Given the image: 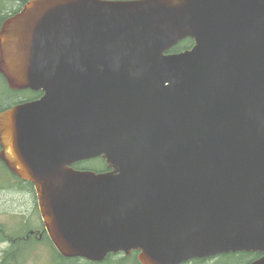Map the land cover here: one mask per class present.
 Masks as SVG:
<instances>
[{"label":"water","instance_id":"95a60500","mask_svg":"<svg viewBox=\"0 0 264 264\" xmlns=\"http://www.w3.org/2000/svg\"><path fill=\"white\" fill-rule=\"evenodd\" d=\"M0 72L44 91L0 116V141L60 254L264 253V0H29Z\"/></svg>","mask_w":264,"mask_h":264},{"label":"rangeland","instance_id":"374dc122","mask_svg":"<svg viewBox=\"0 0 264 264\" xmlns=\"http://www.w3.org/2000/svg\"><path fill=\"white\" fill-rule=\"evenodd\" d=\"M0 3H3L0 1ZM3 9L5 6L0 5ZM1 79H0V92H1ZM1 97V95H0ZM11 99H6L5 102L9 103ZM101 160L84 161L81 163L82 168L87 169H102ZM31 186L25 183H21L16 179L12 178L5 171V169L0 167V261L3 258V251L7 249L8 243L4 239L16 240L20 237H23L30 230H38L37 226H41L36 218V212L34 208L31 207L33 195L30 192ZM37 216H40L37 212ZM37 241V248L33 247L26 253L25 262H21L20 253L22 247H12V249L7 253L3 258L0 264H88L84 260L76 261L70 260L68 263H59L54 248L50 245L49 240L44 236L41 241ZM21 240L12 241V243H21L24 245V242ZM32 243V242H29ZM16 249H19V252H16L15 255H19L20 261L18 262L13 256L12 252ZM121 256V255H119ZM119 257L114 258L113 261H103L98 264H136L133 258H129L124 262L117 261ZM231 258H238L233 256L230 258L223 259L219 257L217 259H209L201 264H221L224 261H228V264H234L235 261L229 260ZM241 258L236 260V263L240 262ZM185 264H195V261H191Z\"/></svg>","mask_w":264,"mask_h":264},{"label":"flooded vegetation","instance_id":"af4514ba","mask_svg":"<svg viewBox=\"0 0 264 264\" xmlns=\"http://www.w3.org/2000/svg\"><path fill=\"white\" fill-rule=\"evenodd\" d=\"M7 89L9 90V99H11V101L9 103H5L3 105H0V116L2 115V113L7 112L13 108H15L18 105L27 103L31 100H35L36 98L38 99V97L40 98L43 93L42 91L39 90L35 91L32 89H14L12 87H10L9 84H7ZM35 91V92H32ZM2 120H0V135L2 132V129H4L3 126H1ZM4 146L3 144L0 143V167L5 169L6 172L10 173L11 175V181H12V175H16V173H14V170L10 167V164H8L3 157V152H4ZM12 173V174H11ZM30 192L33 195V199H32V203H31V207L34 208V212H36V207L38 205L37 202V195L35 192L34 187L31 186ZM39 228V227H38ZM44 237V229L40 228L38 230H30L28 233H26L25 236L20 237L16 240H12V239H6L5 241L9 242L8 243V247L7 249H5L3 251V258L7 255V253L12 249V247H22V251L20 253V259L21 262H25L26 260V253L33 247L37 248V241L35 239H37L38 241H41ZM21 240L20 242H24V245L21 243H12V241H17ZM32 242V243H29ZM16 252H19V249H16L15 251H13L11 254L12 256L19 262V255H15ZM262 255H264L263 253H257L256 256L257 258L261 257ZM3 258L1 259V261L3 260ZM256 258V259H257ZM217 259V258H215ZM0 261V262H1Z\"/></svg>","mask_w":264,"mask_h":264},{"label":"trees","instance_id":"16d2710c","mask_svg":"<svg viewBox=\"0 0 264 264\" xmlns=\"http://www.w3.org/2000/svg\"><path fill=\"white\" fill-rule=\"evenodd\" d=\"M18 1L20 2V4H23L27 0H18ZM192 45H193V40L188 38V39L182 41L175 49H173V51H181V50L189 49ZM104 165H105V163H104ZM115 257H116V255L110 254V255L107 256L106 261H113ZM242 257H251L250 258V260H251L253 258V254H241L239 256V258H242ZM129 258H133V260H134V262L136 264H140L139 261L137 260L136 253H133L132 255H129V256L121 255V257H119L117 261L124 262V261L128 260ZM70 259L71 260L73 259V260H76V261H81V260L83 261L84 260V259H81V258H70ZM63 260L65 261V259H63ZM84 261L86 263H88V264H98L97 262L86 261V260H84ZM194 261H195V264H201L202 263L201 262L202 260H194ZM223 264H228V261H224Z\"/></svg>","mask_w":264,"mask_h":264},{"label":"bare ground","instance_id":"6f19581e","mask_svg":"<svg viewBox=\"0 0 264 264\" xmlns=\"http://www.w3.org/2000/svg\"><path fill=\"white\" fill-rule=\"evenodd\" d=\"M57 256V258L59 259V263L60 262H63V263H68L69 262V257H66V256H64V255H62V254H58V255H56ZM63 259H65V261L63 260ZM71 260V259H70Z\"/></svg>","mask_w":264,"mask_h":264}]
</instances>
